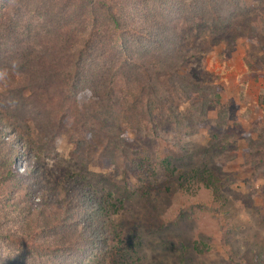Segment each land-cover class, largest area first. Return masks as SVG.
<instances>
[{"label": "trees", "instance_id": "obj_1", "mask_svg": "<svg viewBox=\"0 0 264 264\" xmlns=\"http://www.w3.org/2000/svg\"><path fill=\"white\" fill-rule=\"evenodd\" d=\"M244 1L0 0V72L13 70L20 79L0 97V264H102L110 256L111 264H142L141 258H135L140 248L135 236L107 233L108 224H115L112 215L119 210L110 198L101 202V209L86 190L71 194L69 172L61 178L50 168L46 171L36 155L27 169H18L16 151L20 159L26 154L23 144L7 139L12 134L9 124L19 120L37 126L43 121L45 127L54 120L64 124L69 118L75 120L67 111V103L74 102L84 107L79 111L85 120L74 123L79 147L100 142L101 133L112 149H121L124 160L144 161V148L127 140L131 131L157 136L160 127L174 122L180 133L191 134L212 102L219 101L217 87L190 72L193 56L183 48L180 31L192 24L225 26L240 15ZM254 22L236 25L234 39L241 29L258 37ZM119 75L138 86L145 99L135 97L130 102L117 97ZM179 99L190 102L186 112ZM260 101L264 103L263 95ZM126 121L129 125L122 126ZM227 122H222L223 128L210 129L211 141L205 149L227 147L229 138L237 146L244 138V151L264 158V135L256 138L239 129L232 136ZM82 130L93 139H85ZM117 150L110 158L115 165L121 160ZM178 165L169 157L153 168L163 167L171 176ZM202 172L201 166H194L188 175L196 179ZM174 176L181 194L192 203L190 209H201L195 203L201 188L187 181L184 173ZM210 184L205 183L210 195L224 188L220 182L216 189ZM221 197L226 200L224 194ZM230 225V221L224 224L228 230ZM205 237L200 234L195 242L199 252L210 250Z\"/></svg>", "mask_w": 264, "mask_h": 264}, {"label": "rangeland", "instance_id": "obj_2", "mask_svg": "<svg viewBox=\"0 0 264 264\" xmlns=\"http://www.w3.org/2000/svg\"><path fill=\"white\" fill-rule=\"evenodd\" d=\"M243 8L225 26L192 24L180 31L183 48L193 56L190 72L201 82L216 86L219 92V101L212 102L208 115L191 134L180 133L174 122L160 127L157 136L131 131L127 140L144 148L145 159L124 160L121 149L115 147V154L121 157L115 165L110 159L115 148L103 134L98 133L100 142L97 139L98 142L79 147L74 123L79 124V118L85 117L81 118L78 104L67 103V111L77 113L70 114L75 120L69 118L64 124L54 120L46 127L42 121V128L21 120L22 125L9 124L12 134L7 139L23 144L26 154L20 159L16 151L18 169H27L39 156L46 171L50 168L61 178L69 172L71 182L67 186L71 190L66 188L71 194L78 196L79 188L86 190L101 209V202L108 203L110 198L119 210L118 215H112L115 224H108L107 233H120L123 238L135 236L140 247L135 258H141L142 264H239L241 260L264 264V158L245 152L244 138L238 139L237 146L229 138L227 147L204 148L211 141L210 129L223 128L224 120H228L226 127L232 136L239 129L248 130L256 138L264 135V103L260 101V96H264V0H245ZM195 19L199 21L200 17ZM250 19L255 20L253 25L259 36L252 37L248 29H241L235 40L233 28ZM12 71L0 72V97L20 80ZM129 84L119 75L116 96L130 102L135 97L145 99L138 86ZM180 102L186 112L190 102ZM220 114L224 115L222 119ZM43 120L47 122L48 118ZM127 125V121L122 123ZM82 134L89 141L93 139L86 131L82 130ZM203 151L206 153L202 157ZM169 157L179 164L171 176L160 166L155 171L153 167ZM194 166L203 170L196 179L188 175ZM179 173L186 174L187 181L193 180L201 188L195 201L201 209H190L192 203L181 194L174 176L177 174L178 178ZM217 182L223 183L222 192L210 195L212 191L205 183H213L210 185L216 189ZM223 194L226 200L221 197ZM103 214L109 216L106 210ZM229 221L230 230L224 226ZM200 234H206L204 239L210 250H196ZM111 258L102 264H111Z\"/></svg>", "mask_w": 264, "mask_h": 264}]
</instances>
